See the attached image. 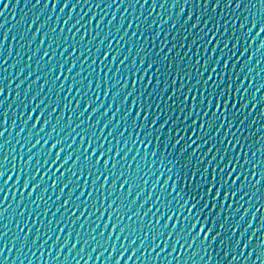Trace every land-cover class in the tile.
Returning <instances> with one entry per match:
<instances>
[{"label":"water","instance_id":"obj_1","mask_svg":"<svg viewBox=\"0 0 264 264\" xmlns=\"http://www.w3.org/2000/svg\"><path fill=\"white\" fill-rule=\"evenodd\" d=\"M260 3H264V0H260ZM65 4L68 6L65 7ZM245 4H249V0H241L242 6L239 9L235 8V0L231 7H227L223 0H0V132H3V136H0V169L12 175L7 186L0 180V264H116L117 259L120 264H169V261L171 264H184L185 261L187 264H232L233 255L237 257L235 264H244L239 249L232 252L221 247L219 242L213 243L211 238L204 241V247L197 242L192 248L187 246L190 241L181 240L184 248L177 244L173 251L176 233H172L170 239L168 233L171 232L173 224L179 230L183 216H172L168 219V208L175 212L178 207L177 201L172 199L176 196L172 191L175 177L169 179V173L161 167L159 161L164 153L174 151L171 147H166L164 137L180 132L187 141L190 135L186 126L191 125L192 118L189 117L187 121L181 118L186 115L191 97L185 104V112L179 111L178 97H183L201 73L204 77L211 75L210 66L203 67L201 58L210 54L212 45L205 47L204 41L197 43L198 36L203 35V31L213 25L225 21L231 29L234 16L240 18L236 21L238 28L245 15L250 17L257 13V9L250 4L245 8ZM248 26H251L250 23ZM257 31L258 28L253 29L249 38L238 43L236 47L237 54L241 48L247 51L239 58L240 63L235 71L239 75L240 67L248 62L252 77L243 81V87L248 89V107L244 113L248 119L240 132H236L239 125L233 127L232 132L241 140L235 150L240 151L243 148L248 153L249 160L253 159L252 152L257 148L264 149V87L256 93L255 107L251 104L252 91L258 85H264V47H260L264 44V33L257 36ZM244 32H247V27L236 35L240 36ZM217 41L223 43L219 36ZM65 48L67 51H64ZM166 55L168 60L161 64L159 61ZM152 60L156 63L148 69L149 61ZM197 60H201V63L197 64ZM73 63L75 67L69 73L68 67ZM61 64L64 65L62 69ZM49 68L54 69L51 74ZM157 68L160 71L158 77L153 75ZM134 70L135 94L144 93L143 99L148 105L146 111L132 104L134 97H130L127 102L124 100L125 93L133 91ZM177 72L182 75L176 76ZM184 73H187V78H184ZM219 74L218 71L217 75ZM57 76L59 79H56ZM97 83L100 84L99 90ZM112 84H116V87L105 96V89L111 88ZM70 85H73L71 90ZM122 87L124 92H120ZM199 91L202 89L197 85L193 94ZM113 92H119L115 99ZM41 101L44 102L42 108L47 106L44 119H51L52 124L37 136L39 125L35 130L31 125L35 122L38 110L33 113L32 120H28V108ZM86 104L87 112L84 111ZM53 107L56 108L55 112L52 111ZM93 108L98 110L93 112ZM128 109H131V115L125 119ZM137 111L140 112L138 119ZM81 112L83 116L78 119ZM61 113L63 118L57 124ZM168 117L180 125L175 132L168 123H163L161 127V123ZM133 119H136V127L132 126ZM153 120L156 121L154 125L148 123ZM81 121L84 123L81 124ZM199 123L197 119V127L193 131L198 132ZM78 124L81 126L76 127ZM106 124L108 127H104ZM141 125H144L143 131ZM53 126L56 128L53 139L45 144L44 140ZM113 128L116 130L112 131ZM82 129L87 130L84 132L83 144L80 139ZM181 129L184 131L181 132ZM157 130L161 137L159 141L153 138ZM149 131L152 132V137L145 146L140 141L144 140ZM92 133H95L94 146L98 147L103 143L107 148L111 144L113 151L108 154L109 157L120 152L116 157V171L138 174V179L131 194H128V185L120 188L123 178L116 181V189L111 199L115 200L117 196L121 199L116 201L111 210H105L109 202L107 199L103 201L104 208L101 209L100 194L94 193L97 211L93 213L90 202L88 211L81 215L83 201L88 198V192L92 191L91 182L94 177H90L85 184L83 175L77 181L66 170L72 168L76 155L81 157L77 168L83 163V150L92 138ZM212 134L224 136L226 129L222 128L219 133ZM130 136L132 140H129ZM36 139H40L41 143L36 144ZM55 139L63 141L58 148H63L64 151L61 152L57 165H51V159L48 164H44V157ZM228 139L232 140L231 134ZM70 144L71 149L68 148ZM58 148L52 149L51 158H55ZM154 150L157 151L155 159L151 157ZM70 153L73 154V159L61 169V172H65L61 180L60 172H55V168ZM146 153L148 155L144 159ZM30 156L32 159L29 162ZM261 157H264V152H257L254 159L260 160ZM204 162L207 160L204 159ZM164 163L167 165V161ZM111 164L110 159L109 168ZM137 165L140 166L139 169ZM49 167L52 168L51 171ZM21 170L27 176L21 174ZM17 175L20 177L19 183ZM33 176L35 179H32ZM25 179L29 180L27 189L23 187ZM53 182L55 187H52ZM101 183L102 176L97 181V186ZM112 183L110 178L106 187H110ZM36 185L39 187L32 192ZM82 186L85 194L77 201L76 197L80 195ZM180 187L178 182L177 191ZM29 192H32L31 196ZM104 196H108L107 191ZM133 200L135 204L132 203ZM65 201L68 203L65 204ZM230 203L233 208L229 209L225 205L221 210L223 213L233 212L237 207L235 201ZM241 203L243 206L240 211L235 212L228 220V234L231 235L232 226L244 216V222L237 228V234L232 236V242L247 227L249 221L252 227L248 228L245 240L264 219V208L260 212L255 211L264 204V199L259 202L252 199L249 202V198L245 197ZM117 207L120 209L118 212L115 211ZM215 211L217 209L213 210L214 214ZM110 212L111 220L108 218ZM183 215H188L186 209ZM129 216L132 217L131 220ZM158 219L160 226L167 221L168 228L156 241L160 247H155L152 237L158 231ZM85 220L87 223H84ZM113 225H116L115 230ZM215 231L213 229V234ZM146 233L148 240L141 247ZM257 236L264 237V229ZM202 237L203 234L201 239ZM255 239L253 237L254 241ZM209 244L211 247H208ZM249 250L245 249V256ZM193 253H196L194 257Z\"/></svg>","mask_w":264,"mask_h":264},{"label":"snow or ice","instance_id":"obj_2","mask_svg":"<svg viewBox=\"0 0 264 264\" xmlns=\"http://www.w3.org/2000/svg\"><path fill=\"white\" fill-rule=\"evenodd\" d=\"M37 2H39V0H37ZM223 2L227 7H231L233 0H223ZM249 4L252 8L257 9V13L250 15V17L245 15L243 20L240 21L238 28L236 26V21L240 18L234 16L231 22V29L228 28V22L225 21L222 24L213 25L212 28L203 31V35L198 36L197 43L204 41L205 47L209 44L212 45V48L209 50L210 54L201 58L203 61V67L208 68L210 66L211 75L204 77L203 73H201L198 76L196 83L192 84L191 88L184 93L183 97H178V99H180L179 111L181 112H185V104L188 103L189 97H191V103H188L186 115L181 118L183 121H187L189 117L192 118L191 125L186 126L190 135H188L187 141L184 140V137L180 132H176L174 136L170 135L164 137L163 139L166 147H171L174 151L164 153L159 163L161 164V167L169 173V179L175 177L173 180L172 191L176 193V196L172 197V199L177 201L178 207L175 212H172L170 207L168 208L170 213L168 219L170 220L172 216H183L182 222L179 223V230H177V225L173 224L171 232L168 233L169 239L171 238L172 233H176V239L173 241V251L176 250L177 244H180L181 248H184V245L181 244V240L190 241L187 246L188 248H192L197 242H199L201 247H204V241H208L211 238L213 243L219 242L221 247L230 249L232 252H236V250L239 249V254L244 260V264H264V237L257 236V233H260L262 229H264V219L261 220V224L255 228L253 233L249 235L246 240L244 239L245 234L248 232V228L252 227L250 221L248 222L247 227L239 232L237 239L232 242V236L237 234V228H239L240 224L244 222L243 215L240 217L237 224L232 226L231 235L228 234V220L235 215V212L240 211V208L243 206L241 202L245 200V197L249 198V202L252 199H257L258 202L259 200L264 199V195H262V193H264V157H261L260 160L254 159L257 152H264V149L257 148L256 151L252 152L253 159L249 160L248 153L245 152L243 148H241L240 151L235 150L236 146L240 145L241 140L236 136V133L232 132L233 127H236L237 125L240 127H236V132H240V128L243 127L245 121L248 119L244 114L245 109L248 107V103L246 102L248 89L243 87V81L245 78L251 79L252 77L248 62H245L244 66L240 67L239 75L235 71L237 65L240 63L239 58L243 57L245 51H247V49L241 48L240 52L237 54L236 47L238 43L249 38L253 29L258 28V31L256 32L257 36L264 33V3H260V0H249ZM249 4H245L244 7H249ZM67 6L68 5L65 4V7ZM241 6V0H235V8L239 9ZM199 23L200 19L198 17L197 24ZM249 23L251 25L250 27L248 26ZM195 26L196 25H193V27ZM97 27H99V24H97ZM246 27L247 32H244L240 36L236 35ZM53 31H55V29H53ZM229 33H231V35H229ZM133 35H135V33H133ZM217 36L223 41L222 44L217 41ZM81 40H83V36L81 37ZM65 43H67V41H65ZM230 44L231 47H229ZM260 47H264V44H261ZM64 51H67V48H65ZM81 54H83V52ZM45 55H47V53H45ZM61 55H63V53H61ZM105 58H107V53H105ZM113 60H115V57H113ZM167 60L168 57L166 55L163 60L159 62L163 64ZM201 60H197V64H200ZM249 60H251V55ZM66 62L67 60H65V63ZM140 62L143 64V59H141ZM123 63L124 61L122 60L121 64ZM155 63V60L149 61L148 69H151ZM221 64L223 67H218ZM63 66L64 65L61 64L60 68L62 69ZM74 67L75 64H71L68 67V72L71 73ZM48 71L49 74H51L54 69L49 68ZM218 71L220 73L219 75H217ZM159 74L160 71L159 68H157L153 75L158 77ZM77 75H79V73H77ZM175 75L180 76L182 74L177 72ZM183 75L184 78H187V73H184ZM257 75H259V73H257ZM56 79H59V76H57ZM125 79H127V76H125ZM105 83H107V81H105ZM149 83H151V81H149ZM173 83H175V79L173 80ZM181 84H183V81H181ZM135 85L136 80L134 70L133 91L126 92L124 100L127 102L130 97H134L132 104L138 105L141 109L146 111L148 105L144 102V93L141 92L140 95H136ZM197 85L200 86L202 91L193 94ZM72 87L73 85H70L69 90H71ZM89 87H91V82L89 83ZM96 87L97 90H99L100 84L97 83ZM115 87L116 84H112L111 88H106L105 96H107ZM261 87H264V85H258L252 91L251 104L253 107L256 105V93L260 91ZM62 89L63 84H61V90ZM49 91H51V89H49ZM155 91L156 89L154 88L153 92ZM120 92H124L123 87L120 88ZM205 93L207 98H205ZM112 95L113 99H115L119 95V92H113ZM33 99H35V97H33ZM43 104L44 102L41 101L28 108V120H32L33 113L38 110L35 122L31 125V128L34 130L37 129V125H39L37 136H39L40 133H43L45 128L52 124L51 119H44V113L47 110V106L45 105L42 108L41 105ZM65 107H67V105H65ZM97 110L98 109L96 108L92 109L93 112H96ZM52 111L55 112L56 108L53 107ZM84 111H88L87 104ZM117 111H119V109H117ZM169 111H171V109H169ZM104 114L107 115V112ZM128 115H131V109L126 110L125 119ZM81 116H83V112H81L77 118L79 119ZM139 116L140 112L137 111L136 119H138ZM62 118L63 113H61V117L57 120V124H59V120ZM136 119L132 120L133 127H136ZM197 119L200 121L198 132L193 131V129L197 127ZM28 120L25 121V125H27ZM145 121H147V116H145ZM69 122H71V117H69ZM155 122L156 121L153 120L148 123L154 125ZM82 123H84V121H81V124ZM108 123L111 124V121ZM163 123L172 125L173 132H175L176 128L180 127V125L171 117H168L166 121L162 122L161 127H163ZM80 126L81 125L78 124L76 127ZM104 127H108V124ZM140 127L141 131H143L144 125H141ZM222 128L226 129V134L224 136L212 134L219 133ZM115 130V128L112 129V131ZM74 131L75 129H73V132ZM86 131V129H82L80 135L82 144L84 142V132ZM112 131L109 132V136H111ZM183 131L184 129H181V132ZM54 132H56L55 126H53L52 131L49 132L47 139L44 140L45 144L53 139ZM101 133H103V129H101ZM229 134L232 135V140L228 139ZM120 135L123 136V133ZM0 136H3V132H0ZM150 137H152L151 131H149L145 135L144 140L140 142L147 146L150 142ZM153 138L157 141L161 139L158 130L156 136ZM94 139L95 133H92V138L89 139L87 146L83 150V163L77 168V163L80 161L81 157L80 155H76L72 168L66 170L72 177H76L77 181L79 180L80 175H83L85 177V184H87L90 177H94L91 182L92 191L88 192V198L83 201L84 208L81 215L88 211V205L90 202L93 213L97 211V201L93 199L94 193L100 194V208H104L103 201L107 199L109 202L107 204V209L105 210H111L113 205L116 204V201L121 199L119 196H117L115 200L111 199L113 192L116 189L117 180L123 178L120 188L123 189L124 185H128V194H131L132 187L137 185L138 174L128 173L123 170L119 173L116 171V157L120 155V152H116L109 157L108 154L113 151L111 144H109V147L107 148L104 147L103 143L96 147L94 146ZM129 140H132L131 136L129 137ZM35 143L40 144L41 140L36 139ZM62 143L63 141L61 139L53 140L48 154L44 157V164H48L49 159H51V165H57L60 160V154L64 151L63 148H58ZM33 147H35V144ZM71 147V144L68 145L69 149H71ZM57 148L58 151L55 154V158H51L52 149ZM89 149H91V151H89ZM201 149H203V151H201ZM249 149H251V145H249ZM77 152H79V149H77ZM197 153H199V155H197ZM147 155L148 154L146 153L144 159L147 158ZM156 156L157 151L154 150L151 153V157L155 159ZM135 158L136 157L134 156L133 159ZM31 159L32 157L30 156L29 162ZM72 159L73 154L70 153L69 155H66L63 163H60L59 167L55 168V172H60L61 180H63L65 176V172H61V169ZM110 159L112 161L111 168H109ZM204 159L207 160L206 163L204 162ZM101 161H103L102 165ZM165 161H167V165H165ZM149 164H151V161H149ZM101 166L103 171H101ZM139 167L140 166L137 165L138 169ZM51 170L52 168L49 167V171ZM149 171H151V168H149ZM157 171H160V169H157ZM55 172H53V176H55ZM21 174L27 176V173L22 170ZM101 176L103 177V183L97 186V181L100 180ZM19 178V175H17V183H19ZM110 178L113 183L110 187H106ZM11 179L12 175L0 169V180L3 181L5 186H7L8 181ZM32 179H35V176H33ZM69 182L71 183V180ZM178 182L181 184L179 191H177L176 188ZM23 187L25 189L29 187L28 179L24 180ZM36 187H39V185L34 186L32 192L35 191ZM52 187H55V182H53ZM64 187H67V185H64ZM64 187L61 188V192H63ZM105 191L108 193L107 197L104 196ZM32 192H29V196L32 195ZM84 194L85 189L82 186L80 195L76 197V200L79 201L80 197L84 196ZM161 196H163V191ZM237 197H239L238 200L236 199ZM4 198L7 199L6 196ZM57 199H59V197H57ZM149 199H151V197H149ZM158 199H160V197H158ZM230 201H235L237 207H235L233 212L223 213L221 210L224 209L225 205H227L229 209L233 208V204L230 203ZM67 203L68 201H65V204ZM121 203H123V200H121ZM132 203L135 204V200H133ZM169 203H171V201ZM141 207H143V205H141ZM261 208H264V204H261L255 211L260 212ZM185 209L188 213L186 216L183 215ZM214 209H217L215 214L213 212ZM119 210V207H117L115 211L118 212ZM149 211H151V209H149ZM137 214L138 213H133V215ZM246 214L247 209H245V215ZM73 215H75V213H73ZM145 215H147V213H145ZM101 216H103V212H101ZM108 218L111 220V212L109 213ZM253 218H255V214ZM129 219L131 220L132 217L129 216ZM77 220H79V217H77ZM218 221L221 222L218 224ZM84 223H87V220H85ZM156 225L158 231L156 235L152 237V240L155 247H160L156 241L164 234V230L168 228V224L166 221L163 226H160L158 219ZM81 227H83V225H81ZM115 228L116 225H113V230H115ZM213 229H216L214 234ZM62 230L63 229H61V231ZM21 231H23V229H21ZM121 231H123V229ZM201 234H203L202 239ZM253 237H256L255 241L253 240ZM109 239H111V236H109ZM117 239H119V236ZM147 240L148 234L146 233L144 240L141 241V247H143V244L147 242ZM132 243L134 244L135 240H133ZM208 247H211V245L209 244ZM245 249H250L246 256L244 255ZM154 250L155 248L153 251ZM195 255L196 253H193V257ZM225 256H227V251L225 252ZM129 259H131V257H129ZM189 259H192V257H189ZM236 260L237 257L233 255L232 264H235ZM116 264H120L119 259H117ZM169 264H171L170 261ZM184 264H187V261H185Z\"/></svg>","mask_w":264,"mask_h":264}]
</instances>
